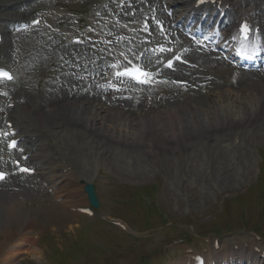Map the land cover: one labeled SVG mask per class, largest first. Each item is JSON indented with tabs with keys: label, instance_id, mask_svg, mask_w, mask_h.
Here are the masks:
<instances>
[{
	"label": "rangeland",
	"instance_id": "obj_1",
	"mask_svg": "<svg viewBox=\"0 0 264 264\" xmlns=\"http://www.w3.org/2000/svg\"><path fill=\"white\" fill-rule=\"evenodd\" d=\"M102 1L68 0L63 3L66 5L67 12L72 16L81 17L82 13L83 19L91 20L89 22L91 31H95L102 24L112 23L109 17L102 20L95 17L94 9ZM12 11L13 14L16 13L15 9L4 10L0 7V17L5 16L2 12ZM15 16H18L17 13ZM132 18L136 20L137 17L132 16ZM135 24L134 22L133 25ZM115 25L120 26L121 24L116 21ZM126 25L129 24L126 23ZM51 36L54 42L60 43L56 33ZM35 39L33 36L11 39L8 45L6 43L0 46V50L9 48V55L13 56V62L28 63L36 52L35 49H31L24 55L23 45L26 43L31 45ZM227 70L229 71L226 72L224 78L223 76L218 77V82L229 88L234 86L235 89H239L240 80L256 82L257 78L264 77V73H250L247 76H241L230 72V68ZM35 78H33L34 81ZM51 81L52 79H49L48 84H45L43 88L44 94L46 91L48 97L50 96L48 90L54 87L51 86L53 84L50 83ZM41 82L45 81L41 80ZM30 85L32 89L28 91L27 102L31 100V103L37 105L36 102L41 94L38 93L35 85L31 83ZM195 88L196 85L184 81L175 87L176 92H169L168 96L172 97V101L184 100L192 93V95L200 93L203 98L207 96L203 88L200 90H195ZM151 102L141 101V103H150L149 106L164 103L161 99L158 102ZM174 102L169 104L173 105ZM137 103V99L132 102L134 105ZM111 106L114 107L113 104ZM142 106H138V109H142L140 108ZM115 107L117 108L116 105ZM121 107L123 110L131 108L128 103L121 104ZM25 111L27 113L28 106ZM22 112L24 111H21V114ZM31 118L36 117L32 115ZM32 120L34 122V119ZM44 124L45 130L52 132L54 125L48 122ZM63 127L69 129V135L67 136L64 132L63 135L53 137V142H58L59 146L65 150L66 158L71 160L78 172L77 181L83 179L94 182L104 215L111 219L124 221L138 231L135 233L136 238L142 241L137 243L131 238L118 234L113 228H107L104 236H100L92 230L93 227L98 226L95 222L94 224L88 222L90 226L86 225V221H80L60 210L39 185L2 186L0 187L1 217L6 214L10 201H18L22 206L21 212L24 214L21 223L33 221L34 227L31 232L35 233L37 230L44 232L36 242L39 258L21 255L14 259V264H59L56 255L62 257V264L66 262L67 264H138L142 255L155 258L152 264H164L166 261L171 263L178 258L179 251L176 248L183 249L186 245L185 242H182V246L179 247L175 244L182 240L193 241L197 244L198 250H206L207 245L203 243L204 238H211L216 232L220 235V242L229 245L249 243L251 241L250 231H254V227L258 229L255 231L264 236V198L258 193L261 189L260 180L264 178V162L262 161L264 121L257 120L254 124L233 121L221 126L219 131L213 134L215 140L217 138L219 142L223 141L220 148L210 149L203 144L205 137L199 140L191 138L189 142L183 141L175 150L158 148L152 156L146 155L143 148L138 145L131 147L123 143L100 139L97 136H94L95 139L90 137L86 141L82 137L84 134L82 129L70 127V125ZM64 130L66 129H62ZM75 131L79 137L74 134ZM69 139L83 149L81 151L83 153H79L81 155L71 154L66 149L65 142ZM200 141L203 145L199 143ZM207 145L210 146V143L207 142ZM111 182L116 187L112 188ZM145 194H149L151 198L147 201L143 198L139 199L141 205L149 201L155 206L157 212L166 218L167 226L162 228L160 223H154L158 221L155 214L153 222L152 220L144 221L142 216L139 217L133 213L135 211L141 213V209H144L143 206L142 208L139 206L137 202L139 200H136V197L141 198ZM78 196L85 199L81 191ZM33 201L38 203V211L33 210L35 209L32 205ZM223 207L224 210L221 212ZM5 221L6 216L3 222L2 219L0 220L2 223ZM144 222L154 223L150 225L151 231L141 226ZM227 223L229 228L225 229L224 225L226 227ZM6 224L12 231L20 228L19 223L11 221ZM87 228L88 230L85 231ZM102 231H106V228L98 229V232ZM185 234L189 235L188 239H184ZM2 237L0 235V244ZM168 245L174 249L167 250ZM55 246L63 247L64 250L54 249L55 255L52 253V247ZM74 253L75 256L71 258Z\"/></svg>",
	"mask_w": 264,
	"mask_h": 264
},
{
	"label": "bare ground",
	"instance_id": "obj_2",
	"mask_svg": "<svg viewBox=\"0 0 264 264\" xmlns=\"http://www.w3.org/2000/svg\"><path fill=\"white\" fill-rule=\"evenodd\" d=\"M0 0V7L2 9H15L17 7L27 6L30 0ZM132 0H129L131 2ZM168 3V9H172L175 13L177 6H183L182 13L175 17L174 21L171 20L170 23H175L181 17H183V12L191 10L192 0H164ZM225 2L224 6L230 4L231 12L228 14L231 17L232 23L237 21H242L243 19H248L253 21L256 26H259L261 34L264 37V1L261 5H258L259 0H218ZM161 0H144L142 3L135 4L130 8V11H120L116 8L115 13L121 18L132 21L131 17L136 16V21L140 18H148L147 21L150 24L159 21L167 26V16H164L160 9ZM163 6V5H162ZM14 11V10H13ZM12 12H2L6 19L15 20L16 16ZM18 13V12H17ZM19 15V14H17ZM21 16V15H20ZM5 20V19H4ZM146 21V19H144ZM125 25L126 23L123 22ZM169 25V24H168ZM222 33L225 31L226 27L220 28ZM232 29V28H230ZM167 33L169 39L174 41L175 35H178L174 30L167 27ZM141 31V30H140ZM175 32V33H174ZM141 36L146 37L143 33ZM153 37H157V32L153 28ZM171 37H174L173 39ZM110 38V37H107ZM176 41L182 43L185 42L181 36L178 35ZM138 39H133L130 41L131 44L138 45ZM168 41L163 39V42ZM143 48V47H142ZM141 48V49H142ZM76 54L85 55L88 49H73ZM67 55H71L70 51H66ZM8 58V57H7ZM65 58V57H63ZM187 60L189 65L186 67H180V69L171 76L177 80H187L192 82L193 85L199 84L203 86V90L207 93L206 97L200 95V93H195V95H190L184 100L175 101L173 105L170 102L162 105H156L155 107H145L138 110H128L123 111L116 107H108L107 102H115L111 98L104 100V93H100L99 90H95L91 86V93L87 92L85 96L81 93V86H86L92 81L81 82L79 79L73 80L75 73L71 72L72 65H69L68 71L61 78V87L59 95H50L46 97L43 93L41 98L36 102L37 107L31 100L27 102L28 91L13 90L10 99L15 102V99H21V111L24 115V119H34L33 125H28L29 130L26 133L17 135L22 141L30 137H35L38 134L39 129H43L44 123L48 122L52 125L60 126V128H65L63 126L78 127L84 131L82 137L87 141L88 138L97 136L100 139H107L109 141H115L123 143L127 146H135L143 148L146 155L152 156L154 151L158 148H172L175 150L180 147V144L184 142H189L192 139L199 140L202 137L204 139L206 146L210 149L214 146L220 148L222 142L216 138L214 139L213 134L219 131L221 126H224L228 122L238 121L242 124L255 123V121H264V78H257L258 81H242L241 87L235 89L234 86L227 87L223 86V83L218 82V77L226 75L227 69L231 68L226 62L219 58L218 55L210 54L203 49L194 48L191 46V50L187 54ZM6 61V60H5ZM116 64H120L117 60ZM4 63H9L8 61ZM69 63H73L71 60ZM87 71H92L91 67L86 68ZM230 72H235L241 76H247L249 74L242 71H235L230 69ZM167 73V72H165ZM108 77V76H107ZM105 81V80H104ZM225 81V80H224ZM25 83V82H23ZM222 84V85H220ZM240 85V84H239ZM76 88V89H73ZM40 88V85H38ZM197 87L196 89H202ZM28 89V88H27ZM30 92V91H29ZM21 96H20V95ZM193 94V93H192ZM27 95V96H26ZM198 95V96H197ZM58 96V97H56ZM201 96V97H199ZM70 100V101H68ZM157 101V98L154 97ZM69 102V103H68ZM26 104V107H25ZM179 104V105H177ZM114 105V104H113ZM20 108L19 103L14 105ZM28 111L26 113L25 109ZM115 106V105H114ZM34 115L36 118H31ZM33 121V120H32ZM20 123L16 121L17 128ZM44 124V125H43ZM259 126V124H257ZM57 130V128H55ZM30 134V135H29ZM38 139L40 135L38 134ZM95 139V138H94ZM100 142V140H98ZM207 141H212V144L207 145ZM101 143V142H100ZM201 145V141L199 142ZM187 144V143H186ZM185 144V145H186ZM26 151L29 152L31 156V162L35 167L38 164H34L35 156L37 151L35 148L25 147ZM81 149V148H79ZM78 146L76 153H83L79 151ZM213 149V148H212ZM75 154V153H74ZM34 155V156H33ZM38 157V156H37ZM36 157V158H37ZM40 158V157H39ZM42 159V158H41ZM40 160V159H39ZM64 167L62 168V170ZM68 177H73L71 173L66 176H62L65 180ZM59 177V182H60ZM58 193L57 197L62 200V205L66 208H77L78 206L72 203L69 197H73L75 194L74 189L64 188H54V194ZM63 194H62V193ZM56 193V194H57ZM32 205L38 211V203L32 202ZM22 206L17 201H10L7 208L6 214L2 217L0 215V220L5 218V223L0 222V235L3 236L0 244V264H14L13 261L16 257L21 255H30L36 258L37 247L34 238V233H32V228L34 227V222H22L24 219V214L21 212ZM22 216V217H21ZM19 223L20 228L18 230H11L6 226V222ZM232 254H222L221 261H229ZM177 264H187L183 260L179 261Z\"/></svg>",
	"mask_w": 264,
	"mask_h": 264
},
{
	"label": "snow or ice",
	"instance_id": "obj_3",
	"mask_svg": "<svg viewBox=\"0 0 264 264\" xmlns=\"http://www.w3.org/2000/svg\"><path fill=\"white\" fill-rule=\"evenodd\" d=\"M249 28L247 25H242L240 28V34L242 36L243 39L247 40L249 39ZM161 51H163V49H161ZM177 59H179V57H177ZM129 64H131V61H129ZM112 67L114 69H119L120 66L118 64H113ZM167 67L171 68L172 67V63L171 61H168L167 63ZM115 76L117 78H128L131 79L132 81H134L136 84H140V85H148L151 84L153 82V78H152V74L149 73L148 71H146L144 68H142L141 66H132L129 68H124L123 70H118L115 71ZM0 80H6V81H11L12 80V76L3 71L0 70ZM9 150H12L16 147V142L15 140H11L8 145H7ZM19 170L21 172H25V173H29L31 170L27 169V168H19ZM6 179V174L2 171H0V181H3Z\"/></svg>",
	"mask_w": 264,
	"mask_h": 264
}]
</instances>
